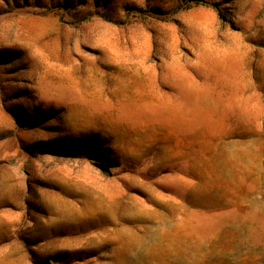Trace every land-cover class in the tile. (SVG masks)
Listing matches in <instances>:
<instances>
[{
    "label": "rangeland",
    "instance_id": "rangeland-1",
    "mask_svg": "<svg viewBox=\"0 0 264 264\" xmlns=\"http://www.w3.org/2000/svg\"><path fill=\"white\" fill-rule=\"evenodd\" d=\"M0 264H264V0H0Z\"/></svg>",
    "mask_w": 264,
    "mask_h": 264
},
{
    "label": "trees",
    "instance_id": "trees-1",
    "mask_svg": "<svg viewBox=\"0 0 264 264\" xmlns=\"http://www.w3.org/2000/svg\"><path fill=\"white\" fill-rule=\"evenodd\" d=\"M192 1H195L196 3H198V2H200V1H202V0H192ZM216 7H217V5H216Z\"/></svg>",
    "mask_w": 264,
    "mask_h": 264
},
{
    "label": "crops",
    "instance_id": "crops-1",
    "mask_svg": "<svg viewBox=\"0 0 264 264\" xmlns=\"http://www.w3.org/2000/svg\"><path fill=\"white\" fill-rule=\"evenodd\" d=\"M200 28H201V27H200ZM202 28H203V27H202ZM205 29H208V27H205ZM209 29H210V28H209ZM211 29H212V28H211ZM228 34H229V33H228ZM224 53H227V52H224ZM224 53H223V54H224ZM228 54H229V53H228ZM58 209H59V208H58ZM58 209H57V210H58Z\"/></svg>",
    "mask_w": 264,
    "mask_h": 264
}]
</instances>
